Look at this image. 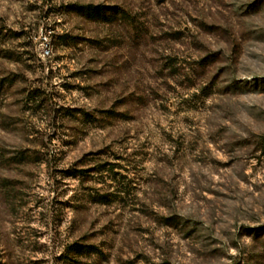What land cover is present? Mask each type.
Returning <instances> with one entry per match:
<instances>
[{
  "label": "rangeland",
  "instance_id": "374dc122",
  "mask_svg": "<svg viewBox=\"0 0 264 264\" xmlns=\"http://www.w3.org/2000/svg\"><path fill=\"white\" fill-rule=\"evenodd\" d=\"M0 264H264V0H0Z\"/></svg>",
  "mask_w": 264,
  "mask_h": 264
},
{
  "label": "trees",
  "instance_id": "16d2710c",
  "mask_svg": "<svg viewBox=\"0 0 264 264\" xmlns=\"http://www.w3.org/2000/svg\"><path fill=\"white\" fill-rule=\"evenodd\" d=\"M79 11L84 17L88 18V19H95L97 16H105V10H103L102 7L100 6H93V5H89V6H84V7H79L78 8ZM93 19V20H94ZM104 198H108V196H104ZM76 246V250L75 252H78L80 254H84V253H89L91 254L92 252H96V249L92 246Z\"/></svg>",
  "mask_w": 264,
  "mask_h": 264
}]
</instances>
